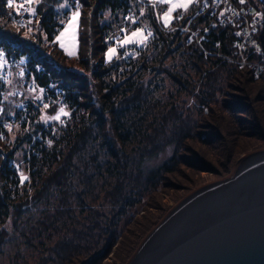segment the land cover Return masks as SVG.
<instances>
[{
  "label": "rangeland",
  "instance_id": "obj_1",
  "mask_svg": "<svg viewBox=\"0 0 264 264\" xmlns=\"http://www.w3.org/2000/svg\"><path fill=\"white\" fill-rule=\"evenodd\" d=\"M151 1L159 5L158 15L162 25L170 24L176 12L186 11L194 2V0ZM173 5H185V7L173 8ZM29 7L33 6L26 7L24 5L19 15L8 19H0V22L4 24L3 26L0 24V30H11L26 42L38 46L50 60L57 64V67L63 66L62 68L65 67L74 74L85 76L91 84L89 91L99 92V87L96 85V80L91 77L90 70H86L78 61L79 18L70 26L72 14L75 11L80 12V5L71 7L69 13L66 14L67 16L62 15L63 25L55 34L52 43L46 42L44 35L38 29L37 23L33 22L35 17L24 10ZM60 8L62 11L64 7L60 6ZM169 9L173 10L169 12ZM141 10L146 11V7ZM24 13L29 14V17L24 16V20L21 21L19 19L20 14ZM141 23L143 28L139 29H128L122 23H114V32L110 36V39H113L106 45V49L102 53L105 65L113 66L117 64L118 66V69L111 70L110 73L106 72L104 81L113 85L116 90L112 107L115 109L114 114L118 131L123 135L122 140L124 143H122V146L128 155L124 159L128 162L125 173L129 172L134 161L142 153L147 154L143 151L150 146V143L143 139L141 132L150 134L149 137L157 139L160 143L165 141V144L160 148L161 152L158 157H155L159 161L174 149L173 136L180 134V131H188L190 138L183 143V146L179 147L178 156L176 157L184 163L177 162L174 165L173 169L175 171L173 174H167L166 180H164L167 185L159 184L157 191H150L151 186L148 184L140 186L137 192H134L129 186L127 176H118L119 179H123L122 196L118 198V203H113L112 194H107V191L111 190L112 185L116 184V175L113 174L115 171H110L113 168L111 165L114 158L108 153L103 140H101V127L97 121L87 123L91 127V131L78 149L71 151L70 147L64 149L60 147L59 158L53 163L51 169L64 166L63 168L66 170L65 173L63 171L65 178L61 184H41L39 181L42 176L39 174L40 172L29 173L23 163L24 145L21 146L14 152L13 157L15 158L12 160V164L20 178L19 193L15 196L12 193L9 194L8 191L7 199L16 206V204H20L19 202L29 199L37 190H41V194L37 201L26 204L19 212L14 211L15 209L10 206L9 215L2 225L5 236L0 242V264H83L96 253H103L98 264H122L115 257V252L121 236L120 231L130 227L129 220L131 218L140 219L143 213H153L156 217L159 215L162 217L172 205L188 192L202 184L228 175L241 155L264 147L263 141L257 147L238 153V157L230 169L222 175H217L213 171L216 168V159L220 158L219 155L226 154L236 143L233 141L236 138L234 134L230 133L228 123L223 122L222 114L232 112L225 107V104L228 102L231 104H248L252 113L246 111L241 116H235V118L244 120L245 131H249L251 130L249 125H252L253 122L252 118L255 119L257 116L264 134V115L262 112L264 100L256 99L260 96L264 97V66L256 71L253 65L244 64L243 67H245L247 77H250L251 74L252 77L257 79L251 85L256 84L259 89L261 88L259 91L255 85V90L248 97H245L246 92L238 89L242 79L238 78L237 75L229 80L228 84L223 75V80L220 81L221 88H216L213 93L211 92L212 95H210L208 88H205L203 92H199L201 86L196 83L197 77L194 70L181 67L176 61L177 65L174 64L172 61L174 59H170L167 55L158 60L157 49L149 45L148 34L151 33L152 26L149 17L143 18ZM12 24L19 26H13ZM65 29L68 30L65 31ZM120 31L123 33L118 38L116 34ZM61 32H64V35L60 41H57L56 37L60 36ZM133 32H136L137 36L133 37ZM126 39L132 40L133 43L121 44ZM61 43L64 47H61ZM112 48L116 49V53L109 60L108 50ZM231 56L232 54L227 56L229 58L227 59L228 62H230ZM100 59H102L101 52L94 53V56L89 57V65L91 66L93 62L99 67ZM23 60L21 59L12 64L0 61V76L5 81V92L2 99L3 101L6 99L7 103L11 102V106L8 105L9 107H7L11 109L9 115L15 113V109L20 110L17 106L26 103V99L32 100L36 105L37 101L35 103V100L40 95L42 97V93H39L38 89L28 88V81L30 80L25 77L23 69L25 62ZM144 61L147 66H151L149 69L143 67ZM175 68L182 78L188 79L187 86L192 88L194 93H191L188 90L189 88L183 87L170 77L168 72H175ZM118 71L119 73H117ZM130 81H132V84L127 87ZM191 85L194 87H190ZM210 97L213 108L211 107L212 110L209 111L204 109L203 101L209 100ZM96 99H99L98 96L93 94L90 98H85L86 101H95ZM172 104H177L180 119H169L162 127L163 132L161 130L162 133L156 135L153 127H161V115L167 113ZM51 105V102H49L47 107L49 108ZM47 107L35 108L39 112L37 118L44 125L49 124V127L52 128L51 131H55L56 134L59 132L58 130H61L58 128L59 125L63 126L69 120L71 110L67 106L61 105H57V108L53 110H49ZM61 108L64 109V113H67V115L61 113ZM2 110H4L3 103ZM86 110L89 118H93L94 113H89V109ZM203 110L206 111L203 112ZM57 116H59V119H53ZM105 116L108 125L112 117L110 114H105ZM255 121H258V119H255ZM16 123L13 120L9 126L7 125L8 130L11 131V128H15ZM173 130L177 131L173 132ZM175 132L176 134H174ZM15 135L11 131L9 138L15 137ZM208 137L213 138L212 143L207 142ZM9 148L6 141L0 140V166ZM69 152L72 153L70 156ZM193 160H201L204 162V166L190 167L189 162ZM24 177L27 179H24ZM191 177L196 178L197 185L188 182ZM158 207L161 210L157 209ZM164 209L167 210L164 212ZM162 212L164 213L161 214ZM57 213H60V215H57ZM47 214H50L48 218ZM107 224H109V227ZM108 228L115 239L114 242L110 240L111 237H108ZM63 238L66 239H64L66 243L67 240H71L76 245L71 252L74 255L80 253L82 257L70 262L72 255L66 254L62 249L58 254L56 243ZM109 240L110 243L108 244ZM71 242L69 241V243ZM52 246L54 250L51 249Z\"/></svg>",
  "mask_w": 264,
  "mask_h": 264
},
{
  "label": "trees",
  "instance_id": "obj_2",
  "mask_svg": "<svg viewBox=\"0 0 264 264\" xmlns=\"http://www.w3.org/2000/svg\"><path fill=\"white\" fill-rule=\"evenodd\" d=\"M244 1L254 4L256 8L261 9L264 16V0ZM62 3H66V7L61 11L60 6ZM77 4L80 5L77 51L78 61L86 70H90L91 77L96 80V85L99 87V92L94 90L89 91L91 84H89L85 76L74 74L69 69L67 70L65 67L62 68L63 66L57 67V64L50 60L38 46L26 42L17 33L11 30H0V51L3 52V56L11 58L14 61H19L20 58L24 59L26 66L31 70V75L34 76L39 86H47L49 82L53 81L58 82L65 91L67 96V107L71 110L69 120L65 125H59L58 128L61 130H58L59 132L56 134L55 131H51L52 128L49 127V124L44 125L43 122L38 120L37 116L39 112L36 110L38 107L29 99L25 100L26 103L24 102L26 104L25 110H14L16 112L13 114L16 115L15 121L17 123L15 128H11V131L16 134L15 137L9 138L11 131L0 123V140L6 141L10 147L0 166V242L5 236V230L2 225L9 215L10 206L15 209L14 211L19 212L26 204L37 201L41 194V190H37L29 199L19 202L20 204H16V206L7 199L8 191L9 194L12 193L15 196L19 193L18 187L20 178L12 164V160L15 158L13 157L14 152L23 145V163L26 170L29 173L40 172L39 174L42 175L39 179L41 184H61L65 178L64 173L66 170L63 168L64 166L51 169L53 163L59 158L58 156L61 152L60 147H63V149L70 147L71 151L78 149L85 141L87 134L91 131V127L87 123L89 121H97L101 127V140H103L108 153L114 158L111 165L113 168L110 171H115L113 174L116 175V184L112 185L111 190L107 191V194H112L113 203H118V198L122 196L123 179H119L118 176H127L128 183L130 184L129 186L134 192H137L140 186L148 184L151 186L150 191H157L159 184L162 183V185H167V182L164 180H166L167 174H173L175 171V169H173L174 165L177 162H180V164L184 163L176 157L178 156L177 151L179 147L183 146V143L190 138V133L188 131L183 132L179 130L180 134L173 136L174 149L167 153L166 156H163L159 161L155 157H158L161 152L160 148L165 144V141H161L160 143L157 139L149 137L150 134L141 132L140 134L143 136V139L146 140L147 143H150V146L143 151L147 152V154L142 153L143 155L141 154L138 159L134 161L129 172L125 173L128 162L124 159L128 155L125 153L122 146V143H124L122 140L123 135L118 131L114 114L115 109L112 107L114 104L113 96L116 90L113 88V85L107 84L104 81V75L107 74L106 72L110 73L111 70L118 69V66L117 64L113 66L105 65L102 53L105 51L106 45L113 39H110V36L114 32V23H122L126 27L123 13H125L129 7L139 14L141 20L145 17H149V21L153 25V28L150 37H148L150 39V43H148L152 48L157 49L159 55L158 60H161L167 55L170 59H174L172 60L174 64L177 65L178 63L181 67L194 70L197 77L196 83L201 86L199 92H203L205 88H208L210 90V95H212L216 88H221L220 81L223 80V75L227 80V84L229 80L236 75L238 78L242 79L238 89L242 92H246L245 97H248V95L255 90L256 84H251L257 79L252 77L251 74L249 75L250 77H247L245 67H238L236 64L228 62L227 59L224 58V55H231L234 51L231 45L232 34L228 32L226 27L216 26L211 29L208 41H205V37L202 38V46L199 47L194 42L187 43L186 33L184 32L180 33L177 29L165 31L159 28L155 23L152 8L150 6L140 5L137 0H42L39 6L33 3V7H38V14L32 15L35 17L33 22L37 23L38 29H40V33L44 35L47 43H52L54 41L55 34L59 28L62 27V15L64 14L65 16V13L68 12L71 7L78 6ZM19 6L20 5L14 2L13 8L19 9V11H15L13 8L7 6L6 0H0V19H8L18 15L23 9L19 8ZM145 7L146 11L141 10ZM28 15L29 14L26 13L24 14V16ZM142 15L144 16L142 17ZM0 24L1 26L4 25L2 22H0ZM12 25L19 26L17 24ZM263 28L264 24L259 26V31L261 32V35H258L259 38L262 36V32L264 31ZM262 42L261 40V43ZM207 50L209 52H206ZM96 52H101L102 59H100L99 67L93 62L91 66L89 65V57L94 56ZM142 65L147 69L151 67L147 66L145 61ZM117 73H119V71ZM168 74L174 81L185 88H189V86H187L189 83L188 79L182 78L176 68L175 72H168ZM25 77L29 78L30 76L29 74H25ZM0 84L2 85V81H0ZM130 84H132V81L128 83L127 87H129ZM4 85L5 84H3V88L5 89ZM190 87L194 86L191 85ZM260 89L258 87L259 91ZM188 90L194 93L192 88ZM92 94L98 96L99 99L95 101H86L85 98H90ZM210 99L211 97L209 100L203 101L205 106L204 109H208L209 111L212 110ZM256 99L264 100V97L260 96V98ZM1 102L4 105V110L1 111L0 116L8 117L9 113H11V109L7 107L11 106V102L7 103L6 99L4 101L2 99ZM51 104L49 108L47 107L49 110L57 108L54 103ZM177 107V104H172L167 110V113L161 115V127H153L156 135H159L163 125L169 119H180V113L177 112ZM225 107L232 112L222 114L223 122L228 123L227 125L230 128V133L235 135L236 140L233 141L236 143L226 154L219 155L220 158L216 159L217 164L213 171H215L217 175H222L230 169L235 159H237L238 153L257 147L264 141L263 128L261 129V123L257 116L255 119H258V121L252 118L253 122L251 123L252 125H249L251 129L249 131H245L246 125L243 126L244 120L235 118V116H241V114L246 111L252 113L248 104H231L228 102L225 104ZM86 109L90 110L89 113H94L93 118H89ZM206 110H203V112ZM262 112L264 115V109ZM105 114H110L112 117L108 125ZM174 131L177 130H173V132ZM174 134H176V132ZM59 141L60 143H58ZM207 142L212 143L213 138L208 137ZM71 154L72 153L69 152V156ZM189 165L192 168H198L203 167L204 162L201 160H193L189 162ZM69 166L70 164L68 167ZM188 182L196 184L197 180L191 177ZM157 209L161 210L160 207ZM166 210L167 209H164L163 211L165 212ZM57 211L59 210L57 209ZM49 215L50 214H47V218ZM57 215H60V213H57ZM57 215L55 214V216ZM160 217L161 215L156 217L153 213H143L140 219L131 218L129 220L131 223L130 227L120 231L121 236L117 251L115 252V257L118 261L123 264L127 260L145 233ZM107 226L109 227V224H107ZM108 231V237H111L110 240L114 242L115 239L112 237L109 228ZM64 239L65 238L62 239L63 241L60 240V242L56 243V245H58V247L56 246L57 253L60 254L62 249L66 254L72 255L70 262L82 257L80 253L74 255L71 250H74L76 245L72 243L71 240H67L66 243ZM69 241L71 243H69ZM51 249L54 250V247L52 246ZM102 254H94L83 264H98L103 256Z\"/></svg>",
  "mask_w": 264,
  "mask_h": 264
},
{
  "label": "water",
  "instance_id": "obj_3",
  "mask_svg": "<svg viewBox=\"0 0 264 264\" xmlns=\"http://www.w3.org/2000/svg\"><path fill=\"white\" fill-rule=\"evenodd\" d=\"M125 264H264V147L180 198Z\"/></svg>",
  "mask_w": 264,
  "mask_h": 264
},
{
  "label": "built area",
  "instance_id": "obj_4",
  "mask_svg": "<svg viewBox=\"0 0 264 264\" xmlns=\"http://www.w3.org/2000/svg\"><path fill=\"white\" fill-rule=\"evenodd\" d=\"M15 3L27 4V0H14ZM140 5L150 6L153 10L155 23L159 28L165 31L177 29L180 33H186L187 43H196L199 47L202 46V38L205 41L209 39V32L216 26L226 27L228 32L232 34L231 45L233 53L230 57V62L234 64H247L260 70L264 66V31L261 35L259 26L264 24L263 12L256 8L253 4L241 2V0H194L193 4L186 11H178L170 24L162 25L159 20V5L151 0L141 3L142 0H137ZM164 9V8H163ZM19 19L22 21L23 17ZM123 19L130 27L135 29L141 28L140 16L132 8L123 13ZM19 20V21H20ZM264 29V28H263ZM261 40L263 41L261 43ZM206 52H209L208 50ZM224 55L226 59H229ZM1 58V57H0ZM0 61L12 64L14 61L11 58L0 59ZM25 74H29L28 88L38 89L42 93V97L35 100L36 106L41 108L48 105L49 102L56 105L66 106L67 96L62 86L57 82H49L47 86H39L36 83L34 76L31 75V70L24 64ZM0 79L1 76H0ZM5 89L0 84V114L2 111V96ZM17 108L25 110L26 104L18 105ZM16 115L11 114L8 117L0 116V123L7 127L14 120Z\"/></svg>",
  "mask_w": 264,
  "mask_h": 264
},
{
  "label": "snow or ice",
  "instance_id": "obj_5",
  "mask_svg": "<svg viewBox=\"0 0 264 264\" xmlns=\"http://www.w3.org/2000/svg\"><path fill=\"white\" fill-rule=\"evenodd\" d=\"M241 2H243V0H241ZM33 3H35L37 6H39L42 3V0H27V4L28 5H32ZM6 4H7V6L9 8H13L14 0H6ZM61 7H66V3L65 4H61ZM176 7H185V5H173V8H176ZM19 8H24V5H20ZM13 10L19 11L18 8H13ZM24 10L30 12L32 15L38 14V7H29V8H25ZM172 10L173 9H169V12H171ZM79 16H80V12L79 11L73 12L72 18H71V21H70V26H71V24H74L78 20ZM29 23H31V21H29ZM67 30L68 29H65V31H67ZM63 35H64V32H61L60 36L56 37V40L60 41L61 37ZM148 35H151V33H149ZM132 36L133 37L137 36V33L133 32ZM145 39H147V37H145ZM127 43H133V41L126 39L125 41L121 42V44H127ZM61 47H64L63 43H61ZM108 53H109L108 54V59L111 60L112 56L116 53V49H114V48L109 49ZM69 54H71V53H69ZM3 55H4L3 52L0 51V57H2ZM45 107H47V105H45ZM60 111H61V113H64V109L63 108H61ZM64 114L67 115V113H64ZM53 119H59V116L53 117ZM24 179H27V178L24 177Z\"/></svg>",
  "mask_w": 264,
  "mask_h": 264
},
{
  "label": "bare ground",
  "instance_id": "obj_6",
  "mask_svg": "<svg viewBox=\"0 0 264 264\" xmlns=\"http://www.w3.org/2000/svg\"><path fill=\"white\" fill-rule=\"evenodd\" d=\"M144 2H146V0H142V2L141 3H144ZM23 5V4H22ZM25 5V4H24ZM26 7H28V6H31V5H25ZM69 13V11L68 12H66L65 13V16H67L66 14H68ZM25 14V13H24ZM24 14H20L22 17H23V19H22V21L24 20ZM19 15V14H18ZM144 16V15H143ZM155 20V19H154ZM140 21H141V19H140ZM152 25V24H151ZM126 28H128V29H130V28H133V27H130L128 24H127V22H126ZM141 28H143V24L141 23ZM152 28H153V25L151 26V33H152ZM135 29V28H134ZM122 33L123 32H118L116 35L118 36V38L122 35ZM145 35H146V32H145ZM147 36V35H146ZM148 37H150V35H148ZM8 57H5V56H3L2 57V59H7ZM20 60H21V58H20ZM23 60V59H22ZM24 62H25V60H23ZM25 65H26V62H25ZM245 65H247V64H245ZM238 67H242V66H244V64H238L237 65ZM255 73V72H254ZM29 79V78H28ZM0 81H2V83L4 84L5 83V81H4V79H0ZM55 82V81H54ZM5 86V85H4ZM55 106H57L56 104H55ZM66 106H67V104H66Z\"/></svg>",
  "mask_w": 264,
  "mask_h": 264
}]
</instances>
